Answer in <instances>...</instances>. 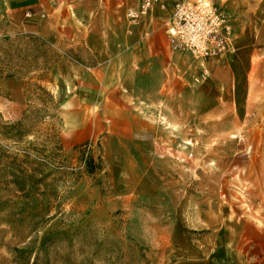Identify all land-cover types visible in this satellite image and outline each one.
I'll list each match as a JSON object with an SVG mask.
<instances>
[{
    "label": "rangeland",
    "instance_id": "rangeland-1",
    "mask_svg": "<svg viewBox=\"0 0 264 264\" xmlns=\"http://www.w3.org/2000/svg\"><path fill=\"white\" fill-rule=\"evenodd\" d=\"M223 5L241 96L160 112L146 168L100 140L63 148L66 49L0 20V264H264V0Z\"/></svg>",
    "mask_w": 264,
    "mask_h": 264
},
{
    "label": "crops",
    "instance_id": "crops-1",
    "mask_svg": "<svg viewBox=\"0 0 264 264\" xmlns=\"http://www.w3.org/2000/svg\"><path fill=\"white\" fill-rule=\"evenodd\" d=\"M140 1L0 0V20L66 49L51 71L61 83L54 94L61 97L63 148L100 140L111 163L134 157L146 168L158 152L160 112L217 116L226 87L235 101L241 95L238 77L223 61L228 54L203 59L173 48L168 29L176 0L159 1L133 23L126 12ZM207 66L209 77L197 85L198 68Z\"/></svg>",
    "mask_w": 264,
    "mask_h": 264
},
{
    "label": "built area",
    "instance_id": "built-area-1",
    "mask_svg": "<svg viewBox=\"0 0 264 264\" xmlns=\"http://www.w3.org/2000/svg\"><path fill=\"white\" fill-rule=\"evenodd\" d=\"M161 0H141L129 7L126 15L133 23L139 22ZM233 26L227 8L215 0H176L168 33L175 50L189 51L203 59L220 57L231 49ZM68 59L77 63L72 55ZM208 71L195 76L196 83L207 77ZM91 141L85 146L90 147Z\"/></svg>",
    "mask_w": 264,
    "mask_h": 264
},
{
    "label": "trees",
    "instance_id": "trees-1",
    "mask_svg": "<svg viewBox=\"0 0 264 264\" xmlns=\"http://www.w3.org/2000/svg\"><path fill=\"white\" fill-rule=\"evenodd\" d=\"M18 125H22V123H20V122H19V124H18ZM18 125H17V126H18ZM12 127H15V126H12ZM89 162H90V161H89ZM89 167H90V166H89Z\"/></svg>",
    "mask_w": 264,
    "mask_h": 264
}]
</instances>
